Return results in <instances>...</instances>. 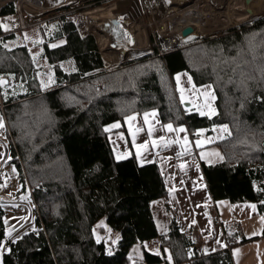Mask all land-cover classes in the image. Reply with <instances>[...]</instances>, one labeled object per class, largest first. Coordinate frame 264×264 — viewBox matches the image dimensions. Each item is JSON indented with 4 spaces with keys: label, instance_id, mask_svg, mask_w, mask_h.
<instances>
[{
    "label": "trees",
    "instance_id": "trees-1",
    "mask_svg": "<svg viewBox=\"0 0 264 264\" xmlns=\"http://www.w3.org/2000/svg\"><path fill=\"white\" fill-rule=\"evenodd\" d=\"M58 12L46 22L53 29L42 45L54 67L55 86L44 90L34 79L30 93L3 103L13 154L23 160L16 163L21 183L33 189L38 224L46 230L23 234L11 243L10 253L0 255V263L235 264L231 248L247 241H237L236 232L228 237L229 247L206 254L195 248L192 230L181 231L169 211L170 230L159 233L151 205L168 193L164 177L155 163L139 165L134 156L116 160L106 127L149 110H157L164 123L186 125L193 137L227 124L231 135L219 141L225 161L202 164L210 193L214 200L253 203L264 214V17L163 56L154 44L149 54L106 67L94 36L80 31L78 15L69 7ZM14 13L13 4L0 10V75L36 77L28 47L3 45L12 35H4L1 18ZM154 38L150 34L151 43ZM68 60L74 61V72L59 65ZM183 70L197 85H213L216 116L182 108L173 77ZM5 233L0 209V248ZM155 241L159 253L146 246ZM135 244L142 246L141 260L129 257Z\"/></svg>",
    "mask_w": 264,
    "mask_h": 264
},
{
    "label": "crops",
    "instance_id": "crops-1",
    "mask_svg": "<svg viewBox=\"0 0 264 264\" xmlns=\"http://www.w3.org/2000/svg\"><path fill=\"white\" fill-rule=\"evenodd\" d=\"M178 75L181 77L179 86L176 81ZM188 77H191V83H188ZM173 80L182 108L185 111L198 114L200 112L190 101L197 99V103H202L203 97L199 94H197L198 98L193 97L190 89H192V85H195L196 89H203L205 86L211 85V91L215 95V100L212 101L215 114L211 117L209 115L202 116L213 118L218 114L217 94L212 84L197 85L187 70L177 72ZM180 87L185 90L183 103L181 102ZM204 110L207 111V109ZM153 112L156 113L155 117L151 115ZM145 113L149 114V122L155 129L151 136L148 135L149 124L144 122ZM132 116L136 117L132 121V130L137 127L143 129L137 134L135 143L128 122V118ZM168 124H172L174 129L183 127L186 132H168L167 128L164 127ZM114 125H119V127H114ZM213 129L212 133L207 132L206 129L201 130L200 132H203L202 137H193L186 125L162 122L157 110L135 112L126 116L122 121L114 122L106 127L116 160L121 161L134 156L139 165L151 163L158 165L168 189L166 196L153 201L151 205L161 235L169 232V211H174L181 231L192 230L195 241H202V252L211 254L226 249L230 245L228 237L233 236L236 232L234 238L238 239L237 241L240 242L242 237H245L247 241L235 244L231 248L235 264H264V221H262L264 214H259L256 205L253 203L233 204L228 199L214 200L210 193L202 164L217 165L225 161L218 137L221 133L217 129L216 131ZM185 135L188 137L190 153L184 155H179L185 149L182 143H172L168 146H161L160 144L153 146L152 144L153 140L159 141L161 137L165 141H175L178 138L182 141ZM208 138H215L214 142L203 143L202 147H196L198 139L206 141ZM145 143L148 144L147 149L137 148V145ZM214 153H219V156ZM180 165L184 166L183 169ZM252 205H255V210L251 207ZM193 221L195 222L193 223ZM233 228H236L235 231ZM146 246L154 253L160 252L159 243L156 241L149 242ZM129 257L131 259H143L142 246L140 244L132 246ZM182 264L191 263L184 262Z\"/></svg>",
    "mask_w": 264,
    "mask_h": 264
},
{
    "label": "rangeland",
    "instance_id": "rangeland-1",
    "mask_svg": "<svg viewBox=\"0 0 264 264\" xmlns=\"http://www.w3.org/2000/svg\"><path fill=\"white\" fill-rule=\"evenodd\" d=\"M5 1L7 0H0V2H3L4 4L3 6L0 7V10L7 5L13 4L15 6L16 13L4 17L5 21L2 22L3 29L5 31L4 35H10V36L12 35V36L10 39H4L3 45L7 49H13L19 46L28 47L31 56L34 59L35 66L38 69L35 74L36 77L34 76L17 77L15 73H11V72L1 74L0 78H2L7 82L5 85H0V98H1L0 100L2 103L9 101L12 98H17L19 96L30 93L31 90L29 89L28 83L29 81H32L34 79H36V81L44 90L51 89L55 86L56 77H55L54 67L53 65L49 64L47 60L44 58L43 56L44 48L42 46L43 43L45 42L46 36L48 35L47 33H49L50 30L53 29V24L44 23L43 25H39L36 23L44 20H46L47 22L48 20L51 19H52L51 21L53 22V19L55 20V18L60 14L59 12L57 13V11L60 8L69 7L72 11H74V14L78 15L79 17L77 23L79 24L80 31L82 33L86 32L88 34H92L88 29V25L90 23L88 22V20L84 19L83 13L99 7L113 6L112 8L113 11L111 10V12L114 13L115 15H118L119 17V19H117L118 21L115 20L113 22L115 26L123 24L124 22L126 23L131 21L136 22L137 20H141L146 26L147 35L149 37V48L147 50L131 51L130 55L126 60H124V62L122 61V63L116 64L118 66L131 59L142 57L146 54L153 52L155 46L154 44L160 45L162 39L164 40L170 39L173 36L177 35L173 18H170L171 16H167L169 9L175 6L173 5V1H179L181 4L180 6H184L186 2H195L197 0H188V1L187 0H71V1L70 0H27V2H24L23 4L24 8H21L22 13L24 14L29 24H36V25L31 26L25 30H18L17 7L18 6L20 7V0H8L6 4ZM28 1H31L37 5L39 4L40 7L34 8V5ZM198 3L200 8H202L203 10L209 9V7H211L210 5L207 4V2H205V0H199ZM254 16L251 17L249 20L234 27H238L242 24L253 21L257 18L264 17V11L259 12ZM234 27L216 31L210 35H202L201 38L204 39L215 38L220 33H223ZM153 33L156 35V40L154 38V43H151L150 34ZM92 35L96 39L95 35L94 34ZM0 38H2V35L0 36ZM52 45H56V43H52ZM97 46L99 49L98 42H97ZM59 65L63 67L67 72L75 71V63L73 60L62 61ZM116 65L112 67H115ZM49 78H51V82L49 81ZM45 85H47V87H45ZM0 118H2L4 125V127L0 128V130H3L6 126L5 122L7 120L4 112L3 113L0 112ZM225 125L216 126V129L218 130L219 133H220L219 130ZM6 128L8 130L7 133L11 132L8 121ZM228 129L229 132L231 133L229 127ZM221 135L224 136L223 139L229 136L227 133H223ZM11 136L12 137H9V140L11 142H14L12 132H11ZM16 163L17 162L9 165L8 168L6 169V172H2V177H1L2 179L0 181V192L5 191L6 187L11 186L14 192L23 196L24 199H27L30 196L28 190L29 186L25 190L24 186L21 183L20 174ZM20 163L21 164L23 163L22 157ZM9 181H11V184H8ZM28 202L29 201H26L27 204H29ZM4 221H5L6 229L14 230L16 224L22 221V218L14 216L11 212H4ZM107 239H112L114 241L115 237L113 238L112 236L108 235Z\"/></svg>",
    "mask_w": 264,
    "mask_h": 264
},
{
    "label": "bare ground",
    "instance_id": "bare-ground-1",
    "mask_svg": "<svg viewBox=\"0 0 264 264\" xmlns=\"http://www.w3.org/2000/svg\"><path fill=\"white\" fill-rule=\"evenodd\" d=\"M198 1L186 2L184 6H180L179 1H173L175 6H170L167 16L173 18L177 33L187 27L201 35H210L239 25L264 11V0H205L211 7L204 10ZM24 2L27 0H20V9L24 8ZM31 3L34 8L40 7L39 4ZM0 5L3 6V2ZM112 8L99 7L83 13L84 19L90 23L89 31L96 37L103 62L108 67L124 62L131 51L149 48L145 24L141 20L121 21L123 24L115 26L113 22L119 17L111 12Z\"/></svg>",
    "mask_w": 264,
    "mask_h": 264
},
{
    "label": "built area",
    "instance_id": "built-area-1",
    "mask_svg": "<svg viewBox=\"0 0 264 264\" xmlns=\"http://www.w3.org/2000/svg\"><path fill=\"white\" fill-rule=\"evenodd\" d=\"M17 23L18 30H25L31 26L36 24L43 25L46 23V20L38 22L36 24H29L27 19L25 18L22 10L17 7ZM5 21V18H1V22ZM171 39L173 42H171ZM185 43L180 38L179 33L176 36H173L170 39H162L158 48V53L160 56H163L166 51H170L172 49L180 48ZM100 89H103V86H100ZM0 112L5 114V105L3 103L0 105ZM6 116V115H5ZM6 120V118H5ZM7 126V120L5 122ZM0 130V181L2 177V172H6V169L9 165L15 162H21L20 154L17 152L15 155L13 154V146L14 142L9 140L11 136V132L7 133V128ZM8 135V136H6ZM11 184V181L8 182ZM43 190L46 189L45 186L42 187ZM27 188H25L26 190ZM30 196L27 199H24L23 196L14 192L11 186L6 187L5 191L0 192V209L3 212H11L14 216L22 218V221L16 224L14 230L6 229L5 239L0 248V255L10 253L11 251V243L15 242L19 237L29 231H45L44 225H39L38 221L40 219V208L35 198V194L33 189L29 186ZM29 201L27 204L26 201ZM10 214V213H9ZM18 228V229H16ZM195 248L198 251H202V241H197L195 243ZM1 264V263H0ZM158 264V263H156Z\"/></svg>",
    "mask_w": 264,
    "mask_h": 264
},
{
    "label": "snow or ice",
    "instance_id": "snow-or-ice-1",
    "mask_svg": "<svg viewBox=\"0 0 264 264\" xmlns=\"http://www.w3.org/2000/svg\"><path fill=\"white\" fill-rule=\"evenodd\" d=\"M7 30V29H6ZM49 81L51 82V78H49ZM176 81H177V85L179 86L180 85V81H181V77L178 75L176 77ZM7 82L5 80H3L2 78H0V85H5ZM188 83H191V77H188ZM45 87H47V85H45ZM190 91H192V95L193 97H197V94H199V96H202L203 97V102L202 103H197V99H192L190 102L194 105V107L196 108L197 111L200 112L201 115H209V117H211V115H214L215 114V109L213 108L212 106V101L215 100V95L213 94V92L211 91V85H208V86H205L203 89H196L195 88V85H192V89H190ZM180 92H181V102L183 103L184 100H185V96H184V92L185 90L180 87ZM204 109H207V111H205ZM151 115L153 117L156 116V113L153 112L151 113ZM149 114L148 113H145L144 115V122L146 124H149V127H148V135L151 136L152 135V132L155 130L154 129V126L149 122ZM136 119L135 116H132V117H129L128 118V122H129V127H130V131L132 133V138H133V142L135 143V139H136V136L137 134L142 131L143 129L137 127L135 128V130H132L133 128V125H132V121H134ZM4 125H3V121H2V118H0V128H3ZM114 127H119V125H114ZM167 128V131L168 132H177V133H183V132H186V129H184L183 127H180V128H177V129H174L172 124H168L166 126H164ZM213 131H216V129H213ZM220 133L223 134V133H227L228 135H231V133L229 132V129L227 127V125L223 126L220 130ZM196 135L198 137H202L203 136V132H198L196 133ZM220 139H223L224 136L223 135H220L219 137ZM214 139L215 138H208L206 141H201L200 139H198L196 141V147H202L203 146V143H212L214 142ZM172 143H182L184 146H185V149L183 152H181L179 155H184V154H187V153H190V146H189V142H188V137L187 135H185L183 137V140H179V138L175 141H172V140H168V141H165L163 137L160 138L159 141H155L153 140L152 141V144L153 146H156L157 144H160L161 146H168ZM137 148L138 149H147L148 148V144L145 143V144H141V145H137ZM215 155L219 156V153H214ZM202 157H203V153H202ZM180 167L183 169V165H180ZM6 186V185H5ZM253 208V210H255V205H252L251 206ZM262 221H264V217H262ZM195 221H193L194 223ZM169 259H171V257H169Z\"/></svg>",
    "mask_w": 264,
    "mask_h": 264
},
{
    "label": "water",
    "instance_id": "water-1",
    "mask_svg": "<svg viewBox=\"0 0 264 264\" xmlns=\"http://www.w3.org/2000/svg\"><path fill=\"white\" fill-rule=\"evenodd\" d=\"M179 36L183 40L184 43H189V42L199 39L202 35L186 27L181 30V32L179 33Z\"/></svg>",
    "mask_w": 264,
    "mask_h": 264
},
{
    "label": "clouds",
    "instance_id": "clouds-1",
    "mask_svg": "<svg viewBox=\"0 0 264 264\" xmlns=\"http://www.w3.org/2000/svg\"><path fill=\"white\" fill-rule=\"evenodd\" d=\"M3 8H4V7H3ZM3 8H2V9H3Z\"/></svg>",
    "mask_w": 264,
    "mask_h": 264
}]
</instances>
